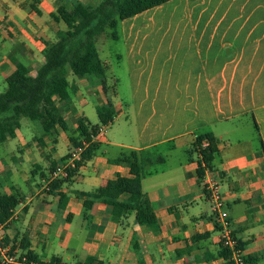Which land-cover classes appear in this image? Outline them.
Returning <instances> with one entry per match:
<instances>
[{
    "label": "crops",
    "instance_id": "obj_1",
    "mask_svg": "<svg viewBox=\"0 0 264 264\" xmlns=\"http://www.w3.org/2000/svg\"><path fill=\"white\" fill-rule=\"evenodd\" d=\"M74 2L101 0H0V93L16 64L34 72L42 51L70 30L54 16ZM115 32L118 49L109 53L120 72L97 50L106 91L97 79L69 74L64 99L54 98L66 130L56 123L45 133L39 121L21 118L0 143V193L18 200L0 245L65 264H228L206 195L214 182L245 259L264 264L252 261L264 255V0H170ZM108 103L114 116L100 131L97 110ZM79 119L96 132V149L72 177L45 190L78 140ZM205 134L217 154L199 180L194 142ZM131 152L155 227L140 225L134 211L115 218L94 197L108 181L132 178L117 162Z\"/></svg>",
    "mask_w": 264,
    "mask_h": 264
},
{
    "label": "trees",
    "instance_id": "obj_2",
    "mask_svg": "<svg viewBox=\"0 0 264 264\" xmlns=\"http://www.w3.org/2000/svg\"><path fill=\"white\" fill-rule=\"evenodd\" d=\"M168 1L170 0H101L97 5L74 2L70 10L59 8L54 21L64 22L70 30L59 33L57 40L42 51L43 63L34 72L19 63L5 78L6 89L0 93V143L19 128L21 118L39 121L45 133L56 123L66 130L64 122L57 117L54 98L64 99L68 88V75L72 74L86 80L97 79L103 91L108 87L107 69L96 49L97 38L107 29H111L113 31L111 36L116 39L115 30L119 22ZM113 116L114 110L109 103L103 109L97 110V118L102 126H107ZM77 131L78 140L73 141L72 148L79 147L82 142L88 143L77 165L79 169L91 157L97 144L93 141L96 132L90 129L85 121L78 120ZM204 140L208 141V146L200 149V144ZM194 148L200 157L197 177L201 180L204 171L211 170L216 157L215 141L209 134L199 135ZM117 162L129 167L132 178L117 177L108 181L103 188L96 190L94 197L110 206L115 218L134 211L135 219L140 225L155 227L156 218L148 211L147 203L143 200L140 165L136 154L131 152L119 158ZM77 170L73 171L69 178ZM58 182L60 181L54 183ZM123 194L129 195L125 203L119 201ZM17 205L18 200L15 197L0 193V225H4L10 219ZM85 206L89 207L91 204L85 203ZM239 247L241 248L240 244ZM26 256L35 260L30 253H26ZM223 256L228 260V250L224 249ZM263 259L264 255L252 261ZM245 262L250 263L247 259ZM228 264H231L229 260Z\"/></svg>",
    "mask_w": 264,
    "mask_h": 264
},
{
    "label": "built area",
    "instance_id": "obj_3",
    "mask_svg": "<svg viewBox=\"0 0 264 264\" xmlns=\"http://www.w3.org/2000/svg\"><path fill=\"white\" fill-rule=\"evenodd\" d=\"M104 127L105 126H102L100 131H103ZM87 145L88 143L82 142L79 147L72 148L68 152L66 157L48 174V178L43 181L45 190H49L50 186L54 182L68 179L70 174L78 169L77 165L81 161L82 153L87 148ZM207 146L208 141L204 140L200 144V149H204ZM206 195L219 227L221 246L229 252V262L231 264H246L243 251L231 233L228 214L225 211V204L219 193L218 185L214 182L208 183L206 187ZM1 227H3V225H0V228ZM0 259L2 264H65L56 260L36 261L28 258L26 254H16L10 252V250L2 247L1 245Z\"/></svg>",
    "mask_w": 264,
    "mask_h": 264
},
{
    "label": "rangeland",
    "instance_id": "obj_4",
    "mask_svg": "<svg viewBox=\"0 0 264 264\" xmlns=\"http://www.w3.org/2000/svg\"><path fill=\"white\" fill-rule=\"evenodd\" d=\"M112 32L113 31L111 29H107L106 32L102 35V38H100L101 40L99 38H97V40H96V47H97V50L99 52L100 58L102 60H108V62L110 63V66L112 68V72L113 71H116L118 73L120 71L115 67L116 66L115 61H114V59H112L110 57V53H109V48L110 47H112L114 50L118 49V45H116V43L114 41H111L110 40V38H112V36H111L112 35ZM105 40H106V42L104 43ZM67 78L70 79L71 76L69 75ZM91 105H92V107H89L88 108V110L86 111V114L88 115L89 120L91 122H94L96 120V115H95V112L93 110L94 104L91 103ZM21 120L23 122H26V123H29V124H33L32 122H30L26 118H22ZM195 141H196V139H195ZM194 144H195V142H194ZM2 147H3V145L0 144V155L2 154L1 153ZM61 148H63V147H61ZM59 150H61V149L59 148Z\"/></svg>",
    "mask_w": 264,
    "mask_h": 264
}]
</instances>
